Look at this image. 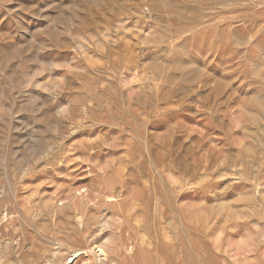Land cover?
<instances>
[{
	"label": "rangeland",
	"instance_id": "obj_1",
	"mask_svg": "<svg viewBox=\"0 0 264 264\" xmlns=\"http://www.w3.org/2000/svg\"><path fill=\"white\" fill-rule=\"evenodd\" d=\"M0 264H264V0H0Z\"/></svg>",
	"mask_w": 264,
	"mask_h": 264
}]
</instances>
